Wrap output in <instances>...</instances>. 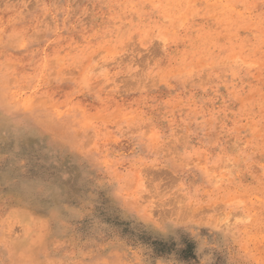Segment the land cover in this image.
<instances>
[{"label": "rangeland", "instance_id": "rangeland-1", "mask_svg": "<svg viewBox=\"0 0 264 264\" xmlns=\"http://www.w3.org/2000/svg\"><path fill=\"white\" fill-rule=\"evenodd\" d=\"M0 264H264V0H0Z\"/></svg>", "mask_w": 264, "mask_h": 264}, {"label": "clouds", "instance_id": "clouds-1", "mask_svg": "<svg viewBox=\"0 0 264 264\" xmlns=\"http://www.w3.org/2000/svg\"><path fill=\"white\" fill-rule=\"evenodd\" d=\"M164 181L158 180L152 184L153 192L152 195H158L160 193V185L163 184ZM163 199H167V196H164ZM196 209H193V212H195ZM226 223V220H219L217 224L212 223V217H208V219H204L201 217L199 220H193L191 216L181 215L180 213H176L169 217H164L160 220V230L161 231H169L172 229H178L181 227H187L189 224H198L213 228H218L219 224Z\"/></svg>", "mask_w": 264, "mask_h": 264}]
</instances>
